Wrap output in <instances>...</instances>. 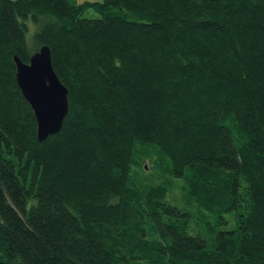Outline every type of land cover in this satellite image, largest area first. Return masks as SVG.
I'll use <instances>...</instances> for the list:
<instances>
[{
    "label": "trees",
    "instance_id": "obj_1",
    "mask_svg": "<svg viewBox=\"0 0 264 264\" xmlns=\"http://www.w3.org/2000/svg\"><path fill=\"white\" fill-rule=\"evenodd\" d=\"M0 264H264V0H0Z\"/></svg>",
    "mask_w": 264,
    "mask_h": 264
},
{
    "label": "water",
    "instance_id": "obj_2",
    "mask_svg": "<svg viewBox=\"0 0 264 264\" xmlns=\"http://www.w3.org/2000/svg\"><path fill=\"white\" fill-rule=\"evenodd\" d=\"M15 82L31 107L36 121V139L56 133L67 112V88L56 75L47 44L41 45L23 62L12 55Z\"/></svg>",
    "mask_w": 264,
    "mask_h": 264
},
{
    "label": "rangeland",
    "instance_id": "obj_3",
    "mask_svg": "<svg viewBox=\"0 0 264 264\" xmlns=\"http://www.w3.org/2000/svg\"><path fill=\"white\" fill-rule=\"evenodd\" d=\"M98 14H97V12H95V11H93V10H91V11H88V12H86V16H91V17H95V16H97ZM172 193H173V195L174 196H177L178 198H179V191H178V189L177 188H174L173 189V191H172ZM231 216H230V214L228 213V223H230L231 222Z\"/></svg>",
    "mask_w": 264,
    "mask_h": 264
}]
</instances>
